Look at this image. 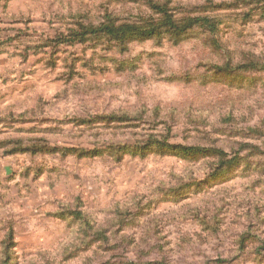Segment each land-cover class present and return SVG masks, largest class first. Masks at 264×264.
<instances>
[{
    "label": "rangeland",
    "instance_id": "1",
    "mask_svg": "<svg viewBox=\"0 0 264 264\" xmlns=\"http://www.w3.org/2000/svg\"><path fill=\"white\" fill-rule=\"evenodd\" d=\"M220 259L264 264V0H0V264Z\"/></svg>",
    "mask_w": 264,
    "mask_h": 264
},
{
    "label": "trees",
    "instance_id": "2",
    "mask_svg": "<svg viewBox=\"0 0 264 264\" xmlns=\"http://www.w3.org/2000/svg\"><path fill=\"white\" fill-rule=\"evenodd\" d=\"M152 8L154 10L157 11V13L162 15V23L160 24L162 27H164L165 29L167 28L168 30H174L177 32H180L181 36L187 34L190 31L195 30L196 28H202L205 29L207 32L211 33L214 35L215 31L213 30V26L211 23V19L210 18H186L184 20H182V22H178V20L176 19L175 15L172 14L169 10L168 4L165 3H152ZM133 28L131 25H126L123 26L122 28L116 30L115 28L112 27H101L99 29L96 30H92L91 34H96V33H102V32H107L110 35H126L127 33H131V32H135L138 33L140 30L137 28ZM155 30H156V25H154L152 27V29L150 30H145L146 34L148 37H153L155 35ZM88 33H84V35H87ZM169 151L172 152H177L186 156H192V155H199L203 152H205L202 149L196 148V147H184V146H177V145H167ZM256 151H258L260 153V148L256 147L255 148ZM217 154H216V158H219L224 160V156L227 155V153H225L224 151L221 150H216ZM239 159V158H238ZM236 159V160H238ZM241 161V159H240ZM223 163V161H222ZM225 163V162H224ZM223 166V165H222ZM243 246L241 245V248ZM219 264H226V262L224 260H218ZM228 263V262H227Z\"/></svg>",
    "mask_w": 264,
    "mask_h": 264
}]
</instances>
